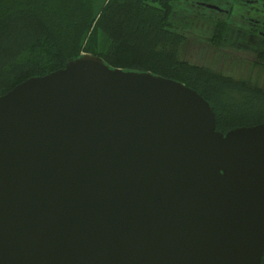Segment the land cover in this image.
Segmentation results:
<instances>
[{"label": "water", "instance_id": "obj_1", "mask_svg": "<svg viewBox=\"0 0 264 264\" xmlns=\"http://www.w3.org/2000/svg\"><path fill=\"white\" fill-rule=\"evenodd\" d=\"M0 264H264V122L93 54L0 95Z\"/></svg>", "mask_w": 264, "mask_h": 264}, {"label": "trees", "instance_id": "obj_2", "mask_svg": "<svg viewBox=\"0 0 264 264\" xmlns=\"http://www.w3.org/2000/svg\"><path fill=\"white\" fill-rule=\"evenodd\" d=\"M97 1L0 0V95L93 54L111 67L149 71L194 88L211 102L222 132L264 122L262 72L237 78L182 57L186 38L171 29L170 16L185 0Z\"/></svg>", "mask_w": 264, "mask_h": 264}, {"label": "rangeland", "instance_id": "obj_3", "mask_svg": "<svg viewBox=\"0 0 264 264\" xmlns=\"http://www.w3.org/2000/svg\"><path fill=\"white\" fill-rule=\"evenodd\" d=\"M104 1L98 0V5L101 6ZM213 1L216 0H210ZM200 2L203 1H181L175 4V10L170 16L171 29L186 38L182 57L237 78L255 77L262 72L261 80L264 82V53L256 47L238 46L239 44L233 41L237 26L229 23L228 28L226 24L223 26L225 28L217 27L213 11L206 6L201 7ZM232 2L238 11L250 9L247 3L244 5L243 0ZM233 21L238 22L237 18ZM90 39L91 35L85 40Z\"/></svg>", "mask_w": 264, "mask_h": 264}, {"label": "flooded vegetation", "instance_id": "obj_4", "mask_svg": "<svg viewBox=\"0 0 264 264\" xmlns=\"http://www.w3.org/2000/svg\"><path fill=\"white\" fill-rule=\"evenodd\" d=\"M198 1H203L200 2L201 7L206 6L207 9L213 11L216 25L219 22L231 23L230 20L233 21L237 18L238 22L233 21L232 24L237 26L238 44L250 48L256 47V49H260L261 53H264V0H253L251 3L243 1L244 5L247 3L250 6V9L244 11L235 9L232 0ZM226 27L228 28L229 25Z\"/></svg>", "mask_w": 264, "mask_h": 264}, {"label": "crops", "instance_id": "obj_5", "mask_svg": "<svg viewBox=\"0 0 264 264\" xmlns=\"http://www.w3.org/2000/svg\"><path fill=\"white\" fill-rule=\"evenodd\" d=\"M243 1H245V2H247V3H248V2L251 3V1H253V0H243ZM230 21H231V23H232V20H230ZM230 21H229V22H230ZM231 23H230V24H231ZM233 41H234V42H237V41H238V40H237V35L233 38ZM237 43H238V42H237ZM238 46H240V45H238Z\"/></svg>", "mask_w": 264, "mask_h": 264}]
</instances>
